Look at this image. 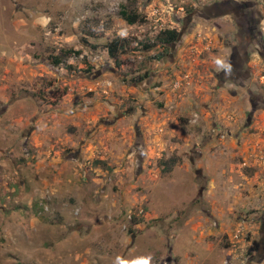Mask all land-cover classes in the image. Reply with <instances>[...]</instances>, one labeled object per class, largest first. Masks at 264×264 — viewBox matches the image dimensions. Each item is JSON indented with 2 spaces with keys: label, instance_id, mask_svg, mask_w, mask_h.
<instances>
[{
  "label": "rangeland",
  "instance_id": "374dc122",
  "mask_svg": "<svg viewBox=\"0 0 264 264\" xmlns=\"http://www.w3.org/2000/svg\"><path fill=\"white\" fill-rule=\"evenodd\" d=\"M223 1L0 0V264H264V0L244 83Z\"/></svg>",
  "mask_w": 264,
  "mask_h": 264
},
{
  "label": "flooded vegetation",
  "instance_id": "af4514ba",
  "mask_svg": "<svg viewBox=\"0 0 264 264\" xmlns=\"http://www.w3.org/2000/svg\"><path fill=\"white\" fill-rule=\"evenodd\" d=\"M213 6L207 8L206 10L207 17L209 18L210 16H212L210 13ZM240 8H241L240 5L225 0L221 4H218L216 6V9H212V11L213 10L215 11L216 13L215 15H217V13H222V12H229V13L231 12L236 16L235 25L241 32V38H240L239 46H236V48L232 50L228 68L223 70L222 73L229 74L231 76L233 74L234 78L237 79L239 78V80L241 79V81L244 83L245 75L247 76L246 55L248 53V46L250 45V42L254 37V29L256 25L254 24V21L250 17H248V14L245 13V11ZM249 94H250L249 99L251 102V108H254V105L257 103V97L252 95V92H249ZM249 120L250 119L248 118V121Z\"/></svg>",
  "mask_w": 264,
  "mask_h": 264
},
{
  "label": "trees",
  "instance_id": "16d2710c",
  "mask_svg": "<svg viewBox=\"0 0 264 264\" xmlns=\"http://www.w3.org/2000/svg\"><path fill=\"white\" fill-rule=\"evenodd\" d=\"M120 15H121L122 19H124L127 22V24H129V25H132L135 22L140 21V18L138 16H136V14H134V13L132 14L130 12H126V11L122 10L120 12ZM178 36H179V33L175 30H165L159 34V38H161L162 44L164 46H169L172 43H174L176 41V39L178 38ZM119 41L120 40L115 39L110 44H108L106 47L109 56L111 58H113L115 60V62H117L116 55H117V51L119 49V45H118ZM120 47H122V46H120ZM74 53L78 54V52H74ZM51 60H52V63L55 65H59L61 63V60L58 59L57 57H53V58H51Z\"/></svg>",
  "mask_w": 264,
  "mask_h": 264
},
{
  "label": "crops",
  "instance_id": "0c3cea01",
  "mask_svg": "<svg viewBox=\"0 0 264 264\" xmlns=\"http://www.w3.org/2000/svg\"><path fill=\"white\" fill-rule=\"evenodd\" d=\"M243 137H244V134L241 133V135H239V139L241 140L243 139ZM254 161H256V164L258 167L257 168L258 172L256 173V177H255V180H257V184H258L257 188L262 191L263 189L262 185H264V154L259 152ZM252 191H254L253 194L257 192L256 189H253Z\"/></svg>",
  "mask_w": 264,
  "mask_h": 264
},
{
  "label": "water",
  "instance_id": "95a60500",
  "mask_svg": "<svg viewBox=\"0 0 264 264\" xmlns=\"http://www.w3.org/2000/svg\"><path fill=\"white\" fill-rule=\"evenodd\" d=\"M260 252H261L262 256H264V238H262V240H261V249H260ZM252 259L254 260L255 258H252ZM253 260H250L248 264H251V262Z\"/></svg>",
  "mask_w": 264,
  "mask_h": 264
},
{
  "label": "clouds",
  "instance_id": "9594fccd",
  "mask_svg": "<svg viewBox=\"0 0 264 264\" xmlns=\"http://www.w3.org/2000/svg\"><path fill=\"white\" fill-rule=\"evenodd\" d=\"M217 63H221V64H222V61H217ZM150 259H151V258L149 257V258L143 260V261H142V264H149Z\"/></svg>",
  "mask_w": 264,
  "mask_h": 264
},
{
  "label": "built area",
  "instance_id": "2783aa9c",
  "mask_svg": "<svg viewBox=\"0 0 264 264\" xmlns=\"http://www.w3.org/2000/svg\"><path fill=\"white\" fill-rule=\"evenodd\" d=\"M173 86L175 87V89H177V88L180 87V83L176 81V82L173 83Z\"/></svg>",
  "mask_w": 264,
  "mask_h": 264
}]
</instances>
